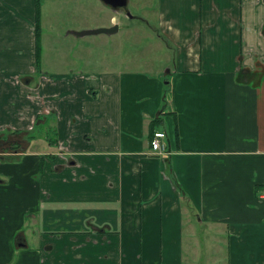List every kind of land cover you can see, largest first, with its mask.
<instances>
[{"label": "crops", "instance_id": "1", "mask_svg": "<svg viewBox=\"0 0 264 264\" xmlns=\"http://www.w3.org/2000/svg\"><path fill=\"white\" fill-rule=\"evenodd\" d=\"M157 1L172 78L87 72L81 24L45 64L40 0H0V264H185L197 215L264 264V0Z\"/></svg>", "mask_w": 264, "mask_h": 264}, {"label": "rangeland", "instance_id": "2", "mask_svg": "<svg viewBox=\"0 0 264 264\" xmlns=\"http://www.w3.org/2000/svg\"><path fill=\"white\" fill-rule=\"evenodd\" d=\"M137 2L128 0L126 5L115 8L104 0H40L45 64L53 63L55 58L63 59L62 53L68 49L69 44V41L62 36L67 31L65 29L79 27V24L83 29L105 26L104 24L112 15H116L121 23L116 33H90L86 35V43L82 42L89 57V67L85 66V70L93 72L94 66L103 69L101 65L115 67L120 64L129 65V68L142 67L138 69L147 70L153 74L160 69L167 77L172 78L176 51L171 44L169 46L159 36L158 1L137 0ZM69 14L72 18L78 16L80 22L74 23L73 19L69 21L65 17ZM97 58L99 62H94ZM167 60H170L169 65L164 67ZM148 64L150 66L147 67ZM43 68L46 67L43 66ZM165 86L169 84L165 82ZM38 133L42 135L43 132L38 131ZM20 136L23 137L21 134ZM34 138L36 137H30L29 142L33 141L31 146H34ZM193 220L197 234L194 239L186 238L185 264L186 261L187 264H227L228 253L227 244L224 242V228L223 234L216 238L211 234L212 228L207 223L199 221V215L193 216ZM190 241L192 242L188 243Z\"/></svg>", "mask_w": 264, "mask_h": 264}, {"label": "water", "instance_id": "3", "mask_svg": "<svg viewBox=\"0 0 264 264\" xmlns=\"http://www.w3.org/2000/svg\"><path fill=\"white\" fill-rule=\"evenodd\" d=\"M106 3L112 5L113 7H121L127 4V0H104ZM119 28V25L117 23H114L112 25H106V26H99V27H93V28H86L81 31V33H97V32H107L112 33L114 31H117Z\"/></svg>", "mask_w": 264, "mask_h": 264}, {"label": "built area", "instance_id": "4", "mask_svg": "<svg viewBox=\"0 0 264 264\" xmlns=\"http://www.w3.org/2000/svg\"><path fill=\"white\" fill-rule=\"evenodd\" d=\"M166 136L167 132L165 130H155L151 139V146L159 152L164 153L167 150V144L164 140ZM260 196L264 198V188L261 190Z\"/></svg>", "mask_w": 264, "mask_h": 264}, {"label": "trees", "instance_id": "5", "mask_svg": "<svg viewBox=\"0 0 264 264\" xmlns=\"http://www.w3.org/2000/svg\"><path fill=\"white\" fill-rule=\"evenodd\" d=\"M38 4H40V3H38ZM40 29H41V27H40V23L39 22H37L36 23V32H37V38L39 39V35H40ZM162 120H163V118H162V116H160V115H158V116H156V117H154L153 119H151V122H150V124H151V126H155V125H159L161 122H162ZM47 125V124H46ZM45 126V125H44ZM48 126V125H47ZM47 126H45V129H42L43 130V133L46 135L47 133H50V131L48 130V128L46 129V127ZM38 130H40V128H38ZM42 130H40V131H42ZM54 130V134L55 135H51L50 136V140H51V142H53V143H57V141H58V137H57V135H56V133H57V130L54 128L53 129ZM37 135V133L36 132H32V133H30L29 134V136H33V137H35ZM1 136H3V135H0V137Z\"/></svg>", "mask_w": 264, "mask_h": 264}]
</instances>
